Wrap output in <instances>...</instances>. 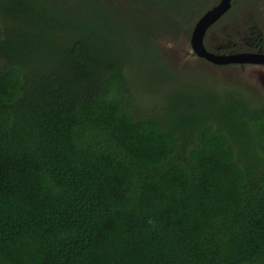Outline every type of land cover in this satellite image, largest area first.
Returning <instances> with one entry per match:
<instances>
[{
    "label": "trees",
    "instance_id": "obj_1",
    "mask_svg": "<svg viewBox=\"0 0 264 264\" xmlns=\"http://www.w3.org/2000/svg\"><path fill=\"white\" fill-rule=\"evenodd\" d=\"M218 1L0 0V264H264V102L154 43Z\"/></svg>",
    "mask_w": 264,
    "mask_h": 264
},
{
    "label": "flooded vegetation",
    "instance_id": "obj_2",
    "mask_svg": "<svg viewBox=\"0 0 264 264\" xmlns=\"http://www.w3.org/2000/svg\"><path fill=\"white\" fill-rule=\"evenodd\" d=\"M255 1H257L258 5H260L259 0H255ZM255 1L247 5L243 4L242 6L247 7V8L251 7L255 3ZM233 4H234V1L231 0L230 9L223 16H221L217 21H215L207 30V33L204 39L205 47L207 48L208 51H211L217 54L254 53V54L264 55V34L261 33L260 30L258 29V27L261 28V25H262L258 21L264 20V19L260 17H256V18L251 17L250 10H248L247 12L244 11L246 16L244 12H242L244 16H237L236 18L240 20L241 22L244 21V23L247 24L246 26H252L251 31L248 34V36L239 35V38H237V42L241 40V42H239L238 49L232 50V51L227 49L225 52H223V50L228 48L227 47L228 37L231 38V40H234L233 37L227 34L231 30H233L234 27L236 26L231 20L228 22L227 25L221 27V34L223 37L221 36V40L216 42V37L214 33L218 29V27L224 22L225 17L232 10ZM259 23L261 24L260 26H259ZM252 31H256L258 34L256 35L251 34ZM194 56L196 57V60L199 61L201 64L200 69L202 70L204 69L207 76L210 78L209 79L210 82H213L214 84L217 83V85L223 84L227 87L241 90L244 93L246 92L248 96H253L252 87L257 88L255 83L260 84L259 80H262V78L259 75V72L260 73L262 72L264 76V62L262 64H249V63L231 64L229 63V64L220 65V64L211 63L210 61H206L204 59H200L195 54ZM231 78H237V80H242V81L237 82V84H233L230 81ZM263 80H264V77H263ZM250 84H254V85H250Z\"/></svg>",
    "mask_w": 264,
    "mask_h": 264
},
{
    "label": "rangeland",
    "instance_id": "obj_3",
    "mask_svg": "<svg viewBox=\"0 0 264 264\" xmlns=\"http://www.w3.org/2000/svg\"><path fill=\"white\" fill-rule=\"evenodd\" d=\"M259 1L260 5H258L257 1H255V3L248 8L243 7L241 4L235 6L225 17L224 22L215 31L214 35L216 37V42L221 40V27L227 25L230 20L233 21L235 25L241 26H235L233 29L234 33L248 36L249 29L246 28L247 24H245L244 21L241 22L236 18L237 16H244V11L247 12L248 10H250L251 17H260L264 19V0ZM242 12H244V14ZM258 22L262 24L261 25L259 23V26L261 25V28L258 27V29L261 33L264 34V20H259ZM191 31L189 35L181 31L175 36H172L166 32H161L159 33V35L155 36L154 43L157 45L163 59L167 62L172 71H174L178 75L180 80H183L185 82L195 80L202 81L205 84H211L213 82H208L210 78L207 76L204 69H200V62L196 60L193 52L190 51L189 38ZM135 39H139V36L135 37ZM136 40L131 41L132 43H136ZM168 86V84H163L159 86L158 89L156 88V86H154L156 89H154V87L152 86L151 90L149 89V92H147V90H145V85H140L133 89V93L138 99L142 98L144 100L142 102L143 106L150 107L156 102V99L159 97L158 95L165 92V89ZM252 94V98L256 101V103L264 102L263 91L253 89Z\"/></svg>",
    "mask_w": 264,
    "mask_h": 264
},
{
    "label": "water",
    "instance_id": "obj_4",
    "mask_svg": "<svg viewBox=\"0 0 264 264\" xmlns=\"http://www.w3.org/2000/svg\"><path fill=\"white\" fill-rule=\"evenodd\" d=\"M231 7V0H220L213 8L206 11L195 23L189 38L190 51H192L198 58L210 61L214 64H262L264 62V55L254 53H234V54H217L208 51L204 44V39L209 27L223 16ZM262 80L259 83H255L256 87H252L255 90H261L264 92V80L262 72H259ZM242 76V75H240ZM233 84L241 82L237 78H231ZM254 85V84H250ZM244 86V85H243ZM253 97V96H251Z\"/></svg>",
    "mask_w": 264,
    "mask_h": 264
}]
</instances>
